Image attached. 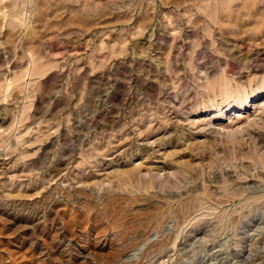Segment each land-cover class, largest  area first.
<instances>
[{
    "label": "rangeland",
    "instance_id": "374dc122",
    "mask_svg": "<svg viewBox=\"0 0 264 264\" xmlns=\"http://www.w3.org/2000/svg\"><path fill=\"white\" fill-rule=\"evenodd\" d=\"M0 264H264V0H0Z\"/></svg>",
    "mask_w": 264,
    "mask_h": 264
}]
</instances>
